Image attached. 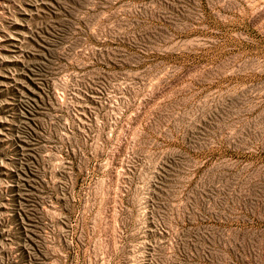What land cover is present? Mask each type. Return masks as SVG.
Returning a JSON list of instances; mask_svg holds the SVG:
<instances>
[{
  "label": "rangeland",
  "instance_id": "1",
  "mask_svg": "<svg viewBox=\"0 0 264 264\" xmlns=\"http://www.w3.org/2000/svg\"><path fill=\"white\" fill-rule=\"evenodd\" d=\"M0 264H264V0H0Z\"/></svg>",
  "mask_w": 264,
  "mask_h": 264
}]
</instances>
